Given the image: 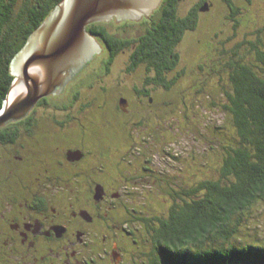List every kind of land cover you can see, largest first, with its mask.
Instances as JSON below:
<instances>
[{
    "label": "trees",
    "instance_id": "obj_1",
    "mask_svg": "<svg viewBox=\"0 0 264 264\" xmlns=\"http://www.w3.org/2000/svg\"><path fill=\"white\" fill-rule=\"evenodd\" d=\"M61 1L0 0V108L15 78V55ZM221 1L228 10L224 17L236 28L247 18L239 16L253 0ZM211 2L162 0L146 24L142 20L136 27V21L114 17L87 26L100 45L108 47L98 59L100 72L112 76L117 59L128 57L127 74H116L111 84L126 82L141 98L153 97L161 112L160 128L148 131L139 113L130 134L122 138L113 124L121 120L105 118L110 122L103 126L104 118L90 116V103L82 113L60 118L64 104L74 107L80 93L98 95L108 89L105 86H91L86 92L70 89L73 99L66 98L69 91L62 97H42L39 104L52 98L51 114L41 112L38 104L24 119L0 127V150L8 145L25 150L32 138L23 131L33 138L38 134L37 146L45 147L61 142L44 141L48 121L65 128L85 112L90 117L79 125L90 126L92 121L104 145L119 138L116 156H123L131 143L130 162L114 167L116 175L129 180L135 236L146 244L143 257L131 264H264V23L255 20L246 28L253 29L254 39L245 37L231 46V35L212 25ZM187 36L193 40L190 44H185ZM201 46L208 51L201 53ZM9 160L7 171L15 167ZM164 194L174 201L156 205L155 198Z\"/></svg>",
    "mask_w": 264,
    "mask_h": 264
},
{
    "label": "flooded vegetation",
    "instance_id": "obj_2",
    "mask_svg": "<svg viewBox=\"0 0 264 264\" xmlns=\"http://www.w3.org/2000/svg\"><path fill=\"white\" fill-rule=\"evenodd\" d=\"M152 13L133 21L144 20L146 24ZM105 49L108 52V47L101 45L100 51L74 73L59 92L48 97H62L70 89L81 90V87L75 86V78H80L94 64L98 65L97 71L100 72L102 66L98 59ZM127 60L123 61V67H119L118 74H127ZM114 84L101 85L102 89L103 86L108 89L98 95L80 93L76 100L78 108L64 104L60 118L68 120L71 113H82L81 108L90 103V116L104 118L103 126L110 122L105 118L121 120L122 123L113 124L122 138L130 134V124L139 113L148 123V131L160 128V109L153 97L141 98L134 92L136 89L126 82ZM111 86H116V89L109 88ZM104 95L109 99L103 101ZM75 97L73 93L66 95V98ZM52 98L44 104H39L41 99L38 100L32 109L39 104L41 112H49ZM140 105L143 108H139ZM90 116L84 112L79 121L65 128L57 121L56 124L48 121L44 141L55 138L61 142H48L52 144L38 147V134L33 138L29 132L23 131V136L32 138V142L24 147L26 151L20 145L1 147L0 264H131L136 258L143 257L146 244L145 239L135 236L136 210L132 205L134 201H131L133 196L129 180L123 175H116L114 168L130 162L131 143L123 156H116L119 154L114 149H119V138L104 145L102 138H96L99 134L95 135L92 121L90 126L79 125ZM142 133L144 131L139 135ZM20 150H24L23 153ZM8 160L15 167L7 171ZM15 171L22 176H15ZM116 210L117 213H114Z\"/></svg>",
    "mask_w": 264,
    "mask_h": 264
},
{
    "label": "water",
    "instance_id": "obj_3",
    "mask_svg": "<svg viewBox=\"0 0 264 264\" xmlns=\"http://www.w3.org/2000/svg\"><path fill=\"white\" fill-rule=\"evenodd\" d=\"M161 1L62 0L12 61L15 78L0 108V127L25 117L42 97L59 92L100 51L89 24L114 17L137 20Z\"/></svg>",
    "mask_w": 264,
    "mask_h": 264
},
{
    "label": "rangeland",
    "instance_id": "obj_4",
    "mask_svg": "<svg viewBox=\"0 0 264 264\" xmlns=\"http://www.w3.org/2000/svg\"><path fill=\"white\" fill-rule=\"evenodd\" d=\"M214 4V6H211L213 9V27L215 28V30L217 29H223L224 34H229L231 35V46L233 44H238L241 43V41L245 40V37H248L249 39H254V34L252 33V30L249 29L247 30V27H250L251 23H254L255 20H257L258 18H261V21H263L261 24L264 23V0H253L251 2L250 6H246L248 7V9L243 10V14L242 16L240 15V17H245L247 16V18H245L244 20L241 21V23L238 24V26L235 28L233 26L234 22H232L231 20H227L224 16H226V14H228V10L225 6V3L221 0H211ZM211 2V3H212ZM237 5H239V7H244L245 6V2L244 1H236ZM206 6V5H205ZM204 7V6H203ZM225 21L227 23H225ZM136 23V22H135ZM259 24V25H261ZM136 27L140 25V22H137ZM264 25V24H263ZM114 30V29H112ZM138 34H140V30H138ZM246 35V36H245ZM256 37V36H255ZM186 43L185 44H190V42H192L193 40L191 38H189L187 36V38H185ZM230 46V45H229ZM246 44L243 42V44L241 45V49L242 52H245L244 48H245ZM208 51V48L206 46H201V53ZM247 56H252L249 53H246ZM124 57H119L116 61L117 65H120L123 62ZM115 65V67H113V71H112V76H104L103 72L99 75V71H97L98 65L94 64L90 69H87V71L85 70V73H83L82 76H80V78L75 79L77 80L75 86L81 87L82 89H84V91H89L87 86H101V85H106L108 83V85H111V80L115 77L116 74H118L119 67ZM96 69V70H95ZM77 89H72V91H76ZM70 92H68L69 94ZM90 93H86L85 95H89ZM79 105V102H76L73 109H77ZM166 199V200H165ZM174 199V196H168L166 194L163 195V197L158 196V198H155V202L156 205L162 204L165 206V203H167L169 201V203H171L172 200ZM262 219V226H264V218Z\"/></svg>",
    "mask_w": 264,
    "mask_h": 264
}]
</instances>
